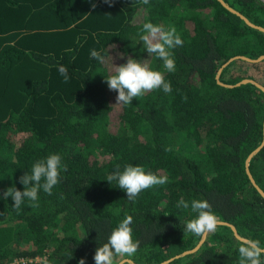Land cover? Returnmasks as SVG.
Returning a JSON list of instances; mask_svg holds the SVG:
<instances>
[{
	"label": "trees",
	"instance_id": "1",
	"mask_svg": "<svg viewBox=\"0 0 264 264\" xmlns=\"http://www.w3.org/2000/svg\"><path fill=\"white\" fill-rule=\"evenodd\" d=\"M227 1L264 26V0ZM145 22L175 26L181 36L183 45L170 50L174 72L144 48ZM93 49L117 65L147 59L172 91L115 104L109 65L92 58ZM262 53L264 31L219 0H0V264L15 257L24 259L18 264H95V250L127 215L140 241L132 258L157 264L201 239L184 233L196 213L178 208L181 198L208 200L219 219L264 247V196L245 163L263 139L264 90L216 77L231 56ZM244 77L264 83V59L236 58L220 75L227 83ZM53 153L67 170L51 195L41 189L36 206L25 199L19 210L2 198L9 187L23 191L19 178ZM129 164L168 183L131 201L106 180ZM250 168L264 189V146ZM243 242L219 224L197 250L166 264H239Z\"/></svg>",
	"mask_w": 264,
	"mask_h": 264
},
{
	"label": "clouds",
	"instance_id": "2",
	"mask_svg": "<svg viewBox=\"0 0 264 264\" xmlns=\"http://www.w3.org/2000/svg\"><path fill=\"white\" fill-rule=\"evenodd\" d=\"M111 3L112 0H104ZM150 0H142L147 5ZM95 7V4H93ZM141 40L149 56L153 54L163 61V67L168 72H174L176 65L173 53L170 51L183 45L181 36L177 33L175 26L165 28L162 25H155L145 22L142 26ZM90 55L97 61L104 63L105 58L95 49L91 50ZM106 76V83L110 90L116 91L115 104H130L134 98L144 95L146 92L163 89L165 93L172 91L171 83L165 80L164 74L153 70L146 60H137L128 57L123 64H114ZM58 72L67 83L70 79L67 67L60 65ZM186 99V97H185ZM170 150V149H168ZM61 170L66 171L67 166L62 164V157L58 153L47 156L46 159L36 161L31 173L26 172L19 180L24 185L23 191L15 186L9 187L3 192L2 198L11 197L14 201L12 205L19 210L25 199L33 202L38 201V193L41 189L48 195L52 194L53 188L60 183ZM106 180L111 184L116 181L120 189L126 192L127 198L134 201L138 195L154 186H162L168 183L166 175H157L151 171H146L139 165H126L123 171H117L108 175ZM178 208L191 209L196 213L194 218L188 220L184 227V233L190 232L199 237H205L209 233L216 232L220 220L212 211V206L206 199H192L190 204L181 198L176 205ZM133 217L127 215L118 226L115 227L107 242L97 247L94 254L95 264H116V257H132L138 251L139 240L133 239ZM239 264H264V247H261L258 240H248L241 243L239 249ZM78 264H85V259L81 258Z\"/></svg>",
	"mask_w": 264,
	"mask_h": 264
},
{
	"label": "water",
	"instance_id": "3",
	"mask_svg": "<svg viewBox=\"0 0 264 264\" xmlns=\"http://www.w3.org/2000/svg\"><path fill=\"white\" fill-rule=\"evenodd\" d=\"M226 8H228L229 10L233 11V12H236L237 14H239L244 20L245 22H247L248 24L252 25L253 27H256L260 30H263L264 31V26L263 25H260V24H257L255 22H253L247 15H245L243 12H241L240 10H238L237 8H235L234 6H232L227 0H219ZM236 58H243V59H246V60H249V61H254V62H258V61H262L264 59V53L260 54L259 56L257 57H251L249 55H245V54H237V55H233L231 56L228 60H226L221 66L220 68L218 69L217 71V81L220 83V84H223V85H226V86H235V85H240L242 83H246V82H253L255 83L257 86H259L261 89L264 90V83L254 79V78H251V77H244L242 79H240L239 81L235 82V83H227V82H224L221 78H220V75H221V72L223 70V68L228 65L232 60L236 59ZM264 146V122H263V139L261 141V143L255 147L250 153L249 155L247 156L246 158V172L251 180V182L253 183V185L259 190V192L264 196V189L262 188V186L257 182L256 178L254 177L252 171H251V168H250V160L252 159V157L254 155H256L261 149L262 147ZM220 220V224H226V225H229L234 233V235L239 238L240 240L242 241H248V240H252L251 238L247 237V236H244L242 235L237 226L233 223V222H230L228 220H222V219H219ZM207 236L206 235L205 237H201V239L199 240V242L192 248H189V249H186L184 251H182L181 253H178L170 258H167V259H164L162 260L161 262L157 263V264H166L170 261H172L174 258L176 257H179L181 255H185L186 253H190V252H193L195 250H197L203 243L204 241L207 239ZM126 262H129L131 264H138V262L136 260H134L132 257H124L122 259H120V261L117 263V264H124Z\"/></svg>",
	"mask_w": 264,
	"mask_h": 264
},
{
	"label": "rangeland",
	"instance_id": "4",
	"mask_svg": "<svg viewBox=\"0 0 264 264\" xmlns=\"http://www.w3.org/2000/svg\"><path fill=\"white\" fill-rule=\"evenodd\" d=\"M105 62H107V64L109 65H107L108 67H109V69H111L112 67H113V63H110L109 61H108V59H106L105 60ZM125 130H127L126 128H125ZM143 130H144V126H140L139 127V129H138V131H140V132H143ZM128 131H131L130 129H128ZM122 258H124V257H120V256H117L116 257V264L120 261V259H122ZM37 259H41V257H37ZM30 260H32V259H30ZM20 261V259L18 258V257H15L14 259H13V261L11 262V264H18V262ZM24 262V261H23ZM125 264V263H124Z\"/></svg>",
	"mask_w": 264,
	"mask_h": 264
},
{
	"label": "built area",
	"instance_id": "5",
	"mask_svg": "<svg viewBox=\"0 0 264 264\" xmlns=\"http://www.w3.org/2000/svg\"><path fill=\"white\" fill-rule=\"evenodd\" d=\"M19 259H20V261H21V260H23V261H24V259H23V258H19Z\"/></svg>",
	"mask_w": 264,
	"mask_h": 264
}]
</instances>
